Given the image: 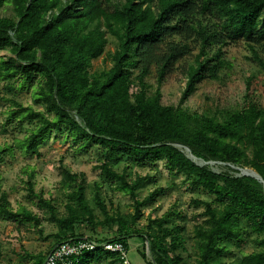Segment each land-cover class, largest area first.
<instances>
[{
	"label": "trees",
	"instance_id": "1",
	"mask_svg": "<svg viewBox=\"0 0 264 264\" xmlns=\"http://www.w3.org/2000/svg\"><path fill=\"white\" fill-rule=\"evenodd\" d=\"M0 10V52L8 54L0 57V136L26 125L21 139L0 146V162L15 147L38 156L37 140L58 135L64 143L94 148L93 170L129 196L133 209L123 216L107 211L97 182L94 209L85 195L84 174L61 167L66 200L58 203L35 192L33 170L27 171L26 197L36 212L21 205L13 210L0 189V220L40 234L42 224L53 225L49 251L64 241L93 240L85 232L117 225L114 239L95 241H119L127 248V238L136 236L142 245L149 242L154 263L148 264H182L177 250L184 251L183 227L174 222L179 211L170 209L141 228L136 223L142 208L166 189L149 172L128 178V163L149 169L161 163L179 185L198 193L193 204L203 207L204 219L194 226L193 264H226L222 258L245 241L248 231L263 235L255 239L261 248L234 264H264L263 185L235 175L231 167L250 168L264 182V112L251 93L253 76L245 80L243 102L236 108L193 111L185 105L200 84L227 77L232 63L225 49L238 42L264 74V0H0ZM107 34L116 41L111 66L92 70ZM173 74L185 83L178 103L164 105L160 89ZM23 93L30 103L22 101ZM118 156L126 159L121 172L112 164ZM207 162L224 169L215 171ZM149 182L154 187L140 197ZM49 251L34 258L26 253L23 259L42 264ZM99 261L122 264L101 249L83 253L74 264Z\"/></svg>",
	"mask_w": 264,
	"mask_h": 264
},
{
	"label": "rangeland",
	"instance_id": "2",
	"mask_svg": "<svg viewBox=\"0 0 264 264\" xmlns=\"http://www.w3.org/2000/svg\"><path fill=\"white\" fill-rule=\"evenodd\" d=\"M3 10H0V15ZM107 44L104 53L92 63V70L99 71L108 69L111 66L110 55L113 53L116 41L106 35ZM226 58L232 63V68L227 72V77L217 82L203 83L197 88V91L191 95L185 102V105L193 111H202L205 108L215 107H232L236 108L243 102L245 91V80L249 76H253L251 82V93L255 100L260 104L264 112V74L260 71L256 64L250 61V53L243 42H238L225 49ZM6 52H0V57L7 56ZM264 59V53L260 54ZM152 84L153 79H150ZM185 80L179 74H173L167 77L161 87L162 103L164 105L177 104L184 86ZM22 101L30 103L29 94H21ZM25 127L21 132L13 131L0 136V146L3 143L12 145V140L21 139L25 132ZM38 156L24 155L18 147L14 148L12 154H4V160L0 162V189L7 194V200L13 210L18 206H26L28 209L36 212L35 205L32 204L26 197L25 183L27 182L26 172L33 170L30 181L32 189L35 192H40L43 197L51 196L60 203L65 199L68 188L61 183L63 175L61 167L68 169L70 173H83L85 176V195L86 198L93 204L94 183L100 185L98 189L100 197L103 199L107 211L111 213L116 211L120 215H131L133 209L129 196L118 192L114 189V185L100 178L93 170L96 164V152L94 148L85 150L78 146H73L70 142H63L62 137L51 134L48 139H39L36 142ZM183 152L190 156L189 151ZM200 163V161H196ZM62 163V164H61ZM126 159L118 156L112 161L114 170L121 172ZM209 165L215 171H219L224 165L219 162H209ZM154 169L148 167H136L128 163L127 175L128 178L134 179L135 174L144 175L149 172L155 179L158 185L163 186L166 190L161 194L156 202L141 210V218L136 222L138 227L146 225L150 219L158 218L167 213L170 209H176L181 213L180 218L174 220L175 223L183 227L182 237L184 241V251L177 250L182 253V264H193L197 254V238L194 233V226L201 223L204 217L202 214L203 207L195 206L194 199L198 196L196 191H192L186 185H179V179H172L161 163H158ZM153 168V167H152ZM250 169V168H247ZM251 170V169H250ZM235 175L242 176L237 171ZM176 183V184H174ZM154 186L151 183L145 184L140 189V197L144 196L147 191ZM201 199L205 200L206 196L200 195ZM59 211L63 208L58 204ZM98 213V210H94ZM56 233V228L53 225L42 224V234L35 230L27 231L25 228H18L13 222L0 220V263L6 262L30 264L33 260L23 259L26 253L32 258L40 254L45 255L52 243V239L48 238L51 234ZM117 233V225L114 230L107 228H96L95 232H85L86 235H91L95 239H114ZM263 235H255L248 231L240 245L231 246L230 252L223 259L226 264H234L239 262L243 257L255 253L260 250L255 239L262 238ZM127 253L126 258L129 264H148L151 262L152 255L149 249V242L144 241L143 245L140 239L136 236L127 238ZM145 254V257H144ZM92 264H109L106 261H99Z\"/></svg>",
	"mask_w": 264,
	"mask_h": 264
},
{
	"label": "built area",
	"instance_id": "3",
	"mask_svg": "<svg viewBox=\"0 0 264 264\" xmlns=\"http://www.w3.org/2000/svg\"><path fill=\"white\" fill-rule=\"evenodd\" d=\"M98 249L116 254L122 264H129L126 258L127 248L121 242H97L88 238L61 242L49 251L42 264H74L75 259L83 253Z\"/></svg>",
	"mask_w": 264,
	"mask_h": 264
},
{
	"label": "bare ground",
	"instance_id": "4",
	"mask_svg": "<svg viewBox=\"0 0 264 264\" xmlns=\"http://www.w3.org/2000/svg\"><path fill=\"white\" fill-rule=\"evenodd\" d=\"M200 164H203L202 161H200ZM235 171L239 172L240 174H244L247 176H255V172L253 170L247 169V168H241V167H234L231 166Z\"/></svg>",
	"mask_w": 264,
	"mask_h": 264
},
{
	"label": "water",
	"instance_id": "5",
	"mask_svg": "<svg viewBox=\"0 0 264 264\" xmlns=\"http://www.w3.org/2000/svg\"><path fill=\"white\" fill-rule=\"evenodd\" d=\"M189 159L192 160V161L196 160V158L193 157V156L189 157ZM208 163L209 162H207L205 164H208ZM242 176L251 177V178L255 179L256 181H258L259 183H261L263 185V191H264V182H263V180L261 179V177L258 174H256L255 176H247V175L242 174ZM151 262L154 263L153 262V258H151Z\"/></svg>",
	"mask_w": 264,
	"mask_h": 264
}]
</instances>
